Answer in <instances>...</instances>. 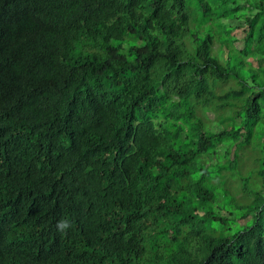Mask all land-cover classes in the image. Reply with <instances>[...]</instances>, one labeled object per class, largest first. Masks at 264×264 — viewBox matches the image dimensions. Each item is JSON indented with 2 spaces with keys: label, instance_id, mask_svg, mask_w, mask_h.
Segmentation results:
<instances>
[{
  "label": "trees",
  "instance_id": "obj_1",
  "mask_svg": "<svg viewBox=\"0 0 264 264\" xmlns=\"http://www.w3.org/2000/svg\"><path fill=\"white\" fill-rule=\"evenodd\" d=\"M221 1L240 47L205 0H0V264H264V2Z\"/></svg>",
  "mask_w": 264,
  "mask_h": 264
},
{
  "label": "rangeland",
  "instance_id": "obj_2",
  "mask_svg": "<svg viewBox=\"0 0 264 264\" xmlns=\"http://www.w3.org/2000/svg\"><path fill=\"white\" fill-rule=\"evenodd\" d=\"M207 3L210 4L209 6V11L206 12V15H210V23H208L206 25V27H211V32L213 33V35L215 36V40L218 41H228V40H232V37H235L236 40L234 42V44L238 47L241 46V41L242 38L245 35V28L247 27V24H245L244 19L248 16L249 14V7L246 8H239L237 10H234V3L233 2H222L221 0H205ZM250 2H259V1H263L264 0H249ZM198 0H192V2H190V5L193 7L194 12H198L197 17L198 19L201 18V14L202 12L201 9L202 7H200L197 4ZM244 0H237L236 4L239 3H243ZM203 10V9H202ZM243 20V21H242ZM238 22H240L241 24H243L242 26L238 27L239 24ZM233 34V35H232ZM220 45V42H216V46L218 47ZM220 56L221 57H225L226 56V50L225 49H221L220 50ZM250 59V58H249ZM210 97L206 96L204 103L207 104L209 101ZM209 115L213 117V113L211 111H209ZM221 126L226 127L227 124L223 123L222 125L219 124L218 122H216V124H214L212 126L213 129H219L221 128ZM245 149L240 146L238 148V153H239V158L242 159V161L239 160V163H241L239 166L241 168H248L249 166H247V161H248V157H245L244 154ZM239 181L238 177H235L233 179H231L232 184ZM240 194V193H239Z\"/></svg>",
  "mask_w": 264,
  "mask_h": 264
}]
</instances>
